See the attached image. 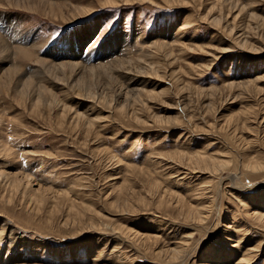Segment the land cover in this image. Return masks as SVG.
<instances>
[{
  "label": "rangeland",
  "instance_id": "obj_1",
  "mask_svg": "<svg viewBox=\"0 0 264 264\" xmlns=\"http://www.w3.org/2000/svg\"><path fill=\"white\" fill-rule=\"evenodd\" d=\"M0 43V264H264V0H0Z\"/></svg>",
  "mask_w": 264,
  "mask_h": 264
},
{
  "label": "bare ground",
  "instance_id": "obj_2",
  "mask_svg": "<svg viewBox=\"0 0 264 264\" xmlns=\"http://www.w3.org/2000/svg\"><path fill=\"white\" fill-rule=\"evenodd\" d=\"M0 44H1V43H0ZM4 48H5V47H3L2 50H4ZM21 51H22V50H21ZM12 69H13V68H12ZM13 70H14V69H13ZM13 70H12V71H13ZM17 70H18V69H17ZM13 72L15 73V71H13ZM11 185L14 186L15 190H16V189L19 190V187H21V186H20L21 183H17V184H15V183H11ZM28 187L30 188V184H29V183H27V185H26L25 187H23L24 191L27 190ZM28 190H29V189H28ZM28 190H27V191H28ZM24 194H25V193H24ZM199 211H200V210H199ZM201 219H202V217H201ZM225 238H227V237L225 236ZM177 250H178V249H177ZM173 253H175V255H176V254H177V251H173ZM173 255H174V254H173Z\"/></svg>",
  "mask_w": 264,
  "mask_h": 264
}]
</instances>
